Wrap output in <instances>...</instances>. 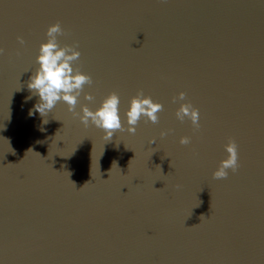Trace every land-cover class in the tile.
Wrapping results in <instances>:
<instances>
[{"label": "water", "instance_id": "1", "mask_svg": "<svg viewBox=\"0 0 264 264\" xmlns=\"http://www.w3.org/2000/svg\"><path fill=\"white\" fill-rule=\"evenodd\" d=\"M57 22L93 80L76 111L120 97L110 141L64 102L34 111ZM0 48V264H264V0H0ZM138 90L164 111L130 134ZM229 138L240 168L213 179Z\"/></svg>", "mask_w": 264, "mask_h": 264}, {"label": "clouds", "instance_id": "2", "mask_svg": "<svg viewBox=\"0 0 264 264\" xmlns=\"http://www.w3.org/2000/svg\"><path fill=\"white\" fill-rule=\"evenodd\" d=\"M65 34V30L59 22L49 25L45 33L46 42L39 45V54L36 57L38 67L30 76L27 85L33 95L39 97V102L34 105V111L45 116L55 108L58 102H64L68 111L72 113L74 118H78L84 127H88L90 124L95 126L102 130L105 139L110 141L117 131H125L119 114L120 97L117 93L111 92L103 98L95 110L86 105H81L80 111H76L82 92L84 100L89 102L94 100L91 94L83 91L85 85L91 86L93 84V80L90 75L81 72L78 67H74L75 62L81 56L77 50L78 45L60 46L57 38ZM17 40L21 46L25 44L23 37L18 36ZM3 54L4 49L0 48V55ZM183 101H186V93L184 92H180L172 98L173 103L180 102L175 111L176 119L181 123L190 121L193 130L199 131L201 127L199 109L194 107L190 101ZM162 111H164L163 104L154 102L150 96L144 95L143 90H138L137 94L130 99L125 113L128 126L126 131L135 134L136 125L142 118L145 119V122L158 123L159 113ZM169 131L171 130L161 131L160 136L165 137ZM179 142L182 145H188L191 143V137H181ZM150 143H155V141ZM224 151L227 155L213 172V179H226L229 170L235 173L240 168L238 144L235 139H228L224 145Z\"/></svg>", "mask_w": 264, "mask_h": 264}]
</instances>
